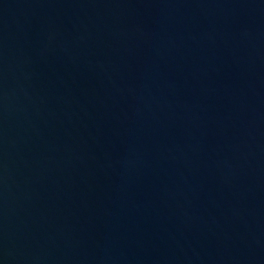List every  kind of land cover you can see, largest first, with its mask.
Returning a JSON list of instances; mask_svg holds the SVG:
<instances>
[{
    "label": "water",
    "instance_id": "95a60500",
    "mask_svg": "<svg viewBox=\"0 0 264 264\" xmlns=\"http://www.w3.org/2000/svg\"><path fill=\"white\" fill-rule=\"evenodd\" d=\"M0 264H264V0H0Z\"/></svg>",
    "mask_w": 264,
    "mask_h": 264
}]
</instances>
